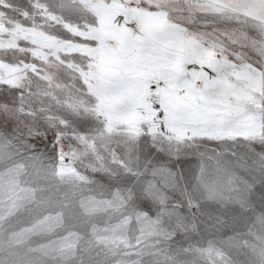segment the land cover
<instances>
[{
	"label": "snow or ice",
	"instance_id": "6c2138e0",
	"mask_svg": "<svg viewBox=\"0 0 264 264\" xmlns=\"http://www.w3.org/2000/svg\"><path fill=\"white\" fill-rule=\"evenodd\" d=\"M0 264H264V0H0Z\"/></svg>",
	"mask_w": 264,
	"mask_h": 264
}]
</instances>
